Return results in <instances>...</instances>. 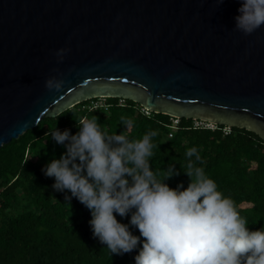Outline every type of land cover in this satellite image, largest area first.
Here are the masks:
<instances>
[{
  "label": "water",
  "instance_id": "95a60500",
  "mask_svg": "<svg viewBox=\"0 0 264 264\" xmlns=\"http://www.w3.org/2000/svg\"><path fill=\"white\" fill-rule=\"evenodd\" d=\"M240 2L0 0V147L93 98L264 140V24L236 29Z\"/></svg>",
  "mask_w": 264,
  "mask_h": 264
},
{
  "label": "clouds",
  "instance_id": "9594fccd",
  "mask_svg": "<svg viewBox=\"0 0 264 264\" xmlns=\"http://www.w3.org/2000/svg\"><path fill=\"white\" fill-rule=\"evenodd\" d=\"M264 24V0H241L234 27L247 34ZM68 49L56 50L58 60ZM63 78L49 76L48 89L59 90ZM126 128L133 121L121 116ZM77 131L48 129L64 151L42 165L54 177L52 188L76 197L90 210L92 235L110 253L133 249V264H264V226L250 229L233 199L218 189L202 167L188 159L183 171L187 186L170 187L166 178L179 174L173 164L150 166L156 130L139 138L101 129L97 117L76 120ZM125 128V129H126ZM200 159L195 145L185 156ZM67 189L68 191H64ZM117 214L127 222L117 219ZM138 228L139 234L132 229Z\"/></svg>",
  "mask_w": 264,
  "mask_h": 264
},
{
  "label": "trees",
  "instance_id": "16d2710c",
  "mask_svg": "<svg viewBox=\"0 0 264 264\" xmlns=\"http://www.w3.org/2000/svg\"><path fill=\"white\" fill-rule=\"evenodd\" d=\"M103 98L82 101L56 117L44 118L0 147V264H133V249L123 254L110 253L106 245L92 235L88 224L90 210L76 197L65 200L64 192L52 188L54 177L44 175L42 165L64 148L55 142L48 129L65 127L77 131L76 120L93 115L101 129L139 138L149 129L153 155L150 166L157 170L173 164L179 174L166 178L170 187L178 181L187 186L183 171L188 159L213 178L219 190L230 196L250 229L264 226V140L244 127L224 125L210 129L196 127L194 119H178L172 136L173 118L168 114L142 112L132 100ZM133 121L126 128L120 117ZM126 128V129H125ZM195 145L200 159L185 156ZM64 191H68L65 189ZM117 219L127 222L128 217ZM139 234L138 228L132 229Z\"/></svg>",
  "mask_w": 264,
  "mask_h": 264
},
{
  "label": "built area",
  "instance_id": "2783aa9c",
  "mask_svg": "<svg viewBox=\"0 0 264 264\" xmlns=\"http://www.w3.org/2000/svg\"><path fill=\"white\" fill-rule=\"evenodd\" d=\"M92 103H93L94 106L103 105V103H99V101L98 102H92ZM141 110H142V112H144L146 114H149V111H147L143 107H141ZM178 121H179L178 118H175L173 120V125L171 126L172 132L170 133V136H172L173 133H174V130L177 129ZM195 126L196 127L202 126V127H205V128L214 129V128H216L217 125H215L213 123H210V122H207V121L195 120ZM224 132H225V134L230 133V127H228V126L224 127Z\"/></svg>",
  "mask_w": 264,
  "mask_h": 264
},
{
  "label": "rangeland",
  "instance_id": "374dc122",
  "mask_svg": "<svg viewBox=\"0 0 264 264\" xmlns=\"http://www.w3.org/2000/svg\"><path fill=\"white\" fill-rule=\"evenodd\" d=\"M103 102H104V98L99 101V103H103Z\"/></svg>",
  "mask_w": 264,
  "mask_h": 264
}]
</instances>
